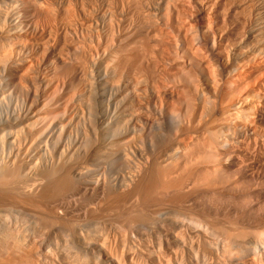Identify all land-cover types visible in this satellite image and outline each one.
<instances>
[{
	"label": "bare ground",
	"instance_id": "6f19581e",
	"mask_svg": "<svg viewBox=\"0 0 264 264\" xmlns=\"http://www.w3.org/2000/svg\"><path fill=\"white\" fill-rule=\"evenodd\" d=\"M263 156L264 0H0V264H264Z\"/></svg>",
	"mask_w": 264,
	"mask_h": 264
},
{
	"label": "rangeland",
	"instance_id": "374dc122",
	"mask_svg": "<svg viewBox=\"0 0 264 264\" xmlns=\"http://www.w3.org/2000/svg\"><path fill=\"white\" fill-rule=\"evenodd\" d=\"M263 158V160H264V156L262 157ZM250 195V194H249ZM249 195H248V197L246 196V197H244V199H243V197H238L237 199L234 197H218V198H205L204 199V197L203 198H198V201H199V203H200V206L201 207H206L208 204H210V205H212L213 207H215L219 212H223V213H225V214H228L229 216H231V217H238V215L240 216V217H238V218H241V217H258V216H260V215H264V202H262L261 203V199L259 200L258 198L259 197H257V196H254L253 194V197L251 198V196L252 195H250V198H249ZM224 198V199H223ZM240 198V199H239ZM242 198V199H241ZM245 198H248V199H245ZM239 199V200H238ZM243 200V201H242ZM252 200V201H251ZM84 201V202H83ZM83 201L82 200H80L79 202H77L76 201V203H75V205L72 203H70L69 205H67V217H66V223L68 224V222H70L71 220H68V219H74V220H72L71 221V223L70 224H68V225H64V228H63V230H64V232H66V233H64L63 232V234L65 235V237L67 236V238L68 239H66L65 238V243L69 246V245H71L70 243L72 242V240H74L73 238H74V235H73V233H74V231H76L78 228H80L81 229V234L82 235H84L83 237L85 238H91V239H93V238H98V240L97 241H105V244H106V242L109 240H111L110 241V243H111V246H113V243H114V239H113V233H114V235H116L115 234V232H114V230H112L113 228H111L112 226H110L109 227V223L107 224V221H105V222H103L104 220H102V222H101V220L99 221L100 223H98L97 222V224L96 223H94V222H96L95 220H93L94 218L93 217H98V216H93L94 214H92L91 213V210H90V207H91V205L93 204V202L92 201H88V200H84L83 199ZM205 201V202H204ZM207 201V202H206ZM221 201V202H220ZM236 201H238V202H236ZM79 203V204H78ZM92 203V204H91ZM208 203V204H207ZM89 204V205H88ZM207 204V205H206ZM84 205V206H83ZM221 205H222V207H221ZM234 205V206H233ZM70 206V207H69ZM89 206V207H88ZM218 206V207H217ZM232 206V207H231ZM240 206V207H239ZM251 206V207H250ZM75 207V208H74ZM236 207V208H235ZM246 207V208H245ZM82 208V209H81ZM87 210H86V209ZM222 208V209H221ZM238 208V209H237ZM257 208V209H256ZM75 209V210H74ZM220 209V210H219ZM252 209V210H251ZM263 209V210H262ZM74 210V211H73ZM77 210V211H76ZM84 210V211H83ZM90 210V211H89ZM71 211H73V212H71ZM226 211H228V212H226ZM250 211V212H249ZM79 212V213H78ZM81 212V213H80ZM83 212H84V214H83ZM246 212V213H245ZM74 213V214H73ZM230 213V214H229ZM255 213V214H254ZM70 214H72V215H70ZM235 214V215H234ZM74 215V216H73ZM77 215V216H76ZM90 215V216H89ZM69 216H73L74 218H72V217H70V218H68ZM85 218H84V217ZM78 217V218H77ZM90 217H92V220H91V218ZM68 218V219H67ZM80 218V219H79ZM88 218V219H87ZM76 219H79L78 221L76 220ZM156 220L157 219H159V218H155ZM67 220H68V222H67ZM82 220V221H81ZM151 220V221H150ZM156 220H154V218H151V219H149L147 222H148V224H150V226H151V222L152 221H156ZM160 221L162 220V219H159ZM159 220L158 221H156V222H159ZM77 221V222H76ZM86 221V222H85ZM89 221H93L92 223L91 222H89ZM164 220H162V222H161V226L162 227H166V224L164 225V222H163ZM74 224H73V223ZM81 222H82V224H81ZM77 223V224H76ZM78 223H80V224H78ZM94 224V225H93ZM104 224V225H103ZM132 224H134V223H131V224H129V225H131V227L133 226H135V224L134 225H132ZM81 225V226H80ZM128 225V226H129ZM164 225V226H163ZM66 226V227H65ZM68 226V227H67ZM87 226V227H86ZM91 226H92V228H91ZM97 226V228H95ZM99 226V227H98ZM102 226H104V227H102ZM105 226H106V229H105ZM73 228V230H72V228ZM108 227V228H107ZM130 227V226H129ZM77 228V229H76ZM86 228V229H85ZM89 228H91V229H89ZM109 228H110V230H109ZM141 228H143V227H141ZM67 229V230H66ZM74 229H76V230H74ZM96 229V232H98V233H96V232H92L91 233V231H94ZM165 229V228H164ZM85 230V231H84ZM106 230H108V232H106V234L107 235H109L110 236V239H109V237H107V238H104L103 240H102V237H104L103 235H105L106 236V234H105V231ZM112 230V231H111ZM126 230V229H125ZM140 230H142V229H140ZM145 230V229H144ZM130 231V228H129V230H126L125 231V233L127 234V235H129L128 233H130V235H129V239L130 240H134V238H132V237H135V232L133 233V231H132V234H131V232H129ZM86 232V233H85ZM102 232H103V234H102ZM113 232V233H112ZM142 232H143V230H142ZM145 232V231H144ZM69 233V234H68ZM72 233V234H71ZM88 233V234H87ZM95 234V235H94ZM70 235H71V237H70ZM97 235H99V237L97 236ZM132 235V236H131ZM73 236V237H72ZM96 236V237H95ZM93 237V238H92ZM131 237V238H130ZM72 238V239H71ZM96 238V239H97ZM71 239V240H70ZM100 239V240H99ZM70 241V242H69ZM108 243L109 242H107V245H108ZM110 243H109V245L108 246H110ZM67 248V250H71L72 248L71 247H66Z\"/></svg>",
	"mask_w": 264,
	"mask_h": 264
}]
</instances>
